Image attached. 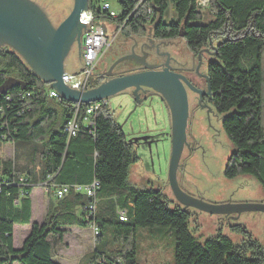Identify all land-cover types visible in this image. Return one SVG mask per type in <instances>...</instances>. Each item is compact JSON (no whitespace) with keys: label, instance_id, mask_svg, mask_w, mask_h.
<instances>
[{"label":"trees","instance_id":"trees-1","mask_svg":"<svg viewBox=\"0 0 264 264\" xmlns=\"http://www.w3.org/2000/svg\"><path fill=\"white\" fill-rule=\"evenodd\" d=\"M200 1L119 0L121 11L112 21L100 5L107 0H89V10L98 23L117 25L127 36L151 28L158 41L182 37L195 55L209 48L213 36L226 34L207 73L210 103L224 116L222 128L233 147L225 177L254 178L264 191V0H208V23H201L206 10ZM170 5L174 18L164 23ZM93 82L91 89L101 85ZM49 89L16 52L0 48V144L15 147L14 159L0 157V264H60L50 238L62 242L72 228L98 229L89 264H140L137 233L155 227L173 229L174 264H264L257 244L249 254L222 235L200 243L189 229V210L171 209L160 191L130 187V169L139 159L108 104L92 115V127L83 125L91 104L51 98ZM74 119L80 130L70 138ZM39 185L49 196L70 189L64 200L50 201L41 224L32 223L30 198ZM16 226H31L18 250Z\"/></svg>","mask_w":264,"mask_h":264},{"label":"rangeland","instance_id":"rangeland-1","mask_svg":"<svg viewBox=\"0 0 264 264\" xmlns=\"http://www.w3.org/2000/svg\"><path fill=\"white\" fill-rule=\"evenodd\" d=\"M30 1L40 9L54 28H57L69 17L74 7V0ZM107 2L111 5L112 10L121 11L119 0H107ZM204 3L203 7L206 13L201 23H208L213 20V17L207 11L209 2ZM102 4L100 2V5ZM173 18V6L170 5L163 16V21L170 23ZM104 25L108 31L109 47L94 73L92 82L98 81V77L102 76L114 79L121 74H118L120 70L127 74L128 72L123 71L127 70L131 63L137 62L135 57L139 56L137 54L140 53V49L143 50L151 42L162 45L160 41L153 39L151 28H148L144 35H139V37H144L141 40L135 36H127L117 25L109 22H105ZM224 38H226V34L223 33L212 37L209 48L202 55L201 62L196 60L193 62L192 54L182 37L173 41H165L163 45H166L160 47L161 50L174 55V63L177 67L183 66L181 65L184 62L183 58H189L188 70L194 68L196 77L203 78L198 83L200 88L207 90L205 77L208 67L215 58V49L223 42ZM81 60H79V49L76 44L67 56L65 72L69 75L78 74L83 67ZM119 61L120 63L115 66L117 69L107 73L110 65ZM141 62L142 65L139 64V67H143V60ZM194 64H196V69ZM28 67L32 70L29 65ZM115 67H112L111 70ZM132 95L129 90L108 100V107L115 121L122 127L139 159L130 169L129 185L138 191H160L168 199L171 209L182 207L176 201L169 183L172 151L170 111L162 98L145 97L144 95V97L140 96L139 102L136 103ZM188 100L187 139L177 174L180 188L187 195L211 205L264 204V191L254 178L238 177L230 180L225 177L226 166L233 147L222 128L224 116H220L211 103L203 105L199 97L190 91ZM0 157L5 161L14 159L15 147L13 144L1 143ZM42 187L39 185L33 193L36 218L39 220L46 211V201L54 203L59 201L54 194H51L45 196L46 201L41 205L39 194L40 190H43ZM43 192L45 193L44 190ZM189 214V229L198 242L204 243L210 238L222 235L230 239L235 246L248 248L249 254L253 252L250 247L253 244H257L264 252V213L245 212L240 216H225L208 215L190 209ZM28 230V226L15 227L14 248L16 250L22 247ZM92 234L88 231L85 238L83 237L84 242H82L80 231H72L69 238L62 242L50 238L54 245L55 261L60 264H89L86 259L92 254L96 243V238ZM136 241L137 257L140 264H174L176 242L173 229L159 227L140 229ZM15 264L20 263L16 262Z\"/></svg>","mask_w":264,"mask_h":264},{"label":"water","instance_id":"water-1","mask_svg":"<svg viewBox=\"0 0 264 264\" xmlns=\"http://www.w3.org/2000/svg\"><path fill=\"white\" fill-rule=\"evenodd\" d=\"M88 11L89 0H74V7L69 17L57 28H54L32 2L28 0H0V41L16 48L17 54L51 90L56 91L60 98L74 105L96 103L106 105L111 97L128 90H134L133 97L138 103L140 100L138 93L145 88L161 96L170 111L172 151L169 183L179 205L185 211L194 209L208 215L240 216L245 212L264 213V204L211 205L187 195L180 188L177 174L186 144L189 119V100L186 88L197 92L182 74L170 70L169 67L162 71H156L151 66H145L143 72L105 81L99 87L86 92L72 90L64 84L65 62L76 41V32L80 31L83 34L85 28V32H87L86 23H81V16ZM81 44L82 41L80 43L78 40L79 60L81 59ZM1 46H5V44L0 42ZM119 63L120 61L115 66ZM207 81L209 93L206 95H210L212 92L210 81L209 79ZM197 93L202 96V92Z\"/></svg>","mask_w":264,"mask_h":264},{"label":"built area","instance_id":"built-area-1","mask_svg":"<svg viewBox=\"0 0 264 264\" xmlns=\"http://www.w3.org/2000/svg\"><path fill=\"white\" fill-rule=\"evenodd\" d=\"M204 2H209L208 0H201L200 6L204 10L205 6ZM102 10L108 14L106 20L112 21V19H116L119 16V12L112 10L111 5L108 2H104L102 5ZM149 14H152L151 11ZM98 18L92 11H88L81 16V23H86V28L83 32L82 37V48H81V62L83 63V67L81 71L76 75H69L66 73L63 77L64 84L72 90L79 91V92H86L90 90V86L92 83V79L94 77V73L97 70L99 64L104 58L105 53L109 47L108 45V31L105 25L100 24L97 22ZM50 90V97L51 98H60V95L54 91ZM102 103L91 104V107L87 110V116L83 121V125L93 126L92 115L96 113L102 107ZM80 130V125L77 123L76 119L72 120L67 127V132L70 135V138L76 137ZM43 186V190L47 195L50 194L48 188L45 185ZM98 184H95L93 187L96 188ZM88 189L86 190V194L89 198L94 197L95 193L94 190ZM78 190H81L79 188ZM70 189L68 187H63L58 189L54 195L57 197L59 201L64 200L68 194ZM96 211V206L90 207V212L94 213ZM125 213L121 214V220H125ZM95 238L98 236V229H92Z\"/></svg>","mask_w":264,"mask_h":264},{"label":"flooded vegetation","instance_id":"flooded-vegetation-1","mask_svg":"<svg viewBox=\"0 0 264 264\" xmlns=\"http://www.w3.org/2000/svg\"><path fill=\"white\" fill-rule=\"evenodd\" d=\"M28 1L31 2L30 0H28ZM82 37H83L82 32L77 31L75 34L76 41H75L74 45H76V44L78 45V40L81 43ZM135 37H137V39L140 38L141 40L144 39V37H139V36H135ZM156 41H158V40H156ZM0 42L2 44H5V46H1L0 48H7V49L9 48V49H11L17 53L16 48L7 45L4 41H0ZM160 42L162 43V45H163V43H165V41H160ZM162 45L161 44L157 45V43L151 42V44L144 47L143 50L140 49V53L137 54L139 56L135 57V58H137V62L135 61L136 62L135 64L131 63L130 65H128L127 70L123 71V72H128V73L124 74L120 70V72H118V74L119 73H121V74L117 75L116 78L126 76V75H130V74L143 72V71H145V69H144L145 66L146 67L151 66V68H154L153 70H156V71H162V70H165L167 67H169L170 70H172L176 73L182 74L188 80V82L191 84V86L193 87L194 90H196L197 92H202V96H200L197 92H194L190 88L187 87L186 89H187L188 94H189V91L196 94L199 97V100L202 102L203 105L210 103V99L212 98V92L210 95H206L209 93L208 81H207V79H209L208 75L205 77V80L207 82V90H202L198 83H199V80H203V78L199 79L198 77H196L194 68L191 70H188L189 58H186V57L183 58L182 61H184V62L181 63V65H183V66L177 67V66H175V63H174L175 62L174 55L171 53H168L165 50H161L160 46H162ZM165 45L166 44H164L163 46H165ZM81 48H82V44H81L80 49ZM78 49H79V46H78ZM204 52H206V49L199 52L198 55L191 53L192 58H193V62L195 60L201 62L202 55ZM80 53H81V50H80ZM142 60H143V67H139L140 65H142V62H141ZM116 63H113L112 65H110L109 69L107 70V73H109V71H114L117 69V67H115ZM137 63H138V65H136ZM65 65H66V62H65ZM194 65H195V69H196V64H194ZM112 67H115V69L111 70ZM108 79H111V78H109V77L107 78L106 76L98 77V81L100 80L101 84L104 83L105 81H109ZM130 91L132 94L134 93V90H130ZM124 93H121V94H124ZM138 95H139V98H141L140 96L144 97V95H145V97L162 98L161 96H158L153 91L146 89V88L143 91H140L138 93ZM201 97H202V99H201Z\"/></svg>","mask_w":264,"mask_h":264},{"label":"crops","instance_id":"crops-1","mask_svg":"<svg viewBox=\"0 0 264 264\" xmlns=\"http://www.w3.org/2000/svg\"><path fill=\"white\" fill-rule=\"evenodd\" d=\"M170 117V116H169ZM171 120V118H170ZM35 189L32 191L31 195H30V198L32 200V223H37V224H41L45 219H46V216H47V213H48V209H49V203L50 201H46L45 200V196H47V194H45L43 192V190H40V194H39V202L41 205L44 204V201H46V211L45 213H43L42 217L39 219L36 218V212H35V204H34V197H33V193H34ZM25 227V226H24ZM29 230L26 232L25 234V240L26 238L28 237L30 231H31V226H28ZM72 231H80V235L82 237V242H84L85 240L83 239V237L85 238V235L88 233V231H90V233L92 234V229H78V228H72V229H69L68 233L65 235L64 237V240H66L67 238H69V236L71 235V232ZM93 235V234H92ZM25 240H23V244L25 242ZM53 253H54V250H53ZM55 260V259H54ZM60 260V259H59Z\"/></svg>","mask_w":264,"mask_h":264}]
</instances>
